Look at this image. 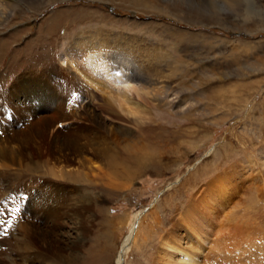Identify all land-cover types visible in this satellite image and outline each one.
I'll list each match as a JSON object with an SVG mask.
<instances>
[{"label": "rangeland", "instance_id": "obj_1", "mask_svg": "<svg viewBox=\"0 0 264 264\" xmlns=\"http://www.w3.org/2000/svg\"><path fill=\"white\" fill-rule=\"evenodd\" d=\"M218 1H183L197 17L131 0L11 1L0 18V208L18 211L0 218L20 219L7 229L18 238L29 204L46 217L37 264H264V24L244 1ZM95 30L165 63L161 108L104 112L106 95L81 71L109 85L116 64L97 53L76 69L62 57Z\"/></svg>", "mask_w": 264, "mask_h": 264}, {"label": "bare ground", "instance_id": "obj_2", "mask_svg": "<svg viewBox=\"0 0 264 264\" xmlns=\"http://www.w3.org/2000/svg\"><path fill=\"white\" fill-rule=\"evenodd\" d=\"M11 1L12 0H0V18L3 17V15H5L6 18L9 17L8 16L9 13H7V12L9 11V8L12 7L11 5L13 4V2H11ZM131 1H132V3H135L136 6H143L142 9L151 8V9H155V10L160 11V12H168L170 10L168 8H171V7L173 8V7H177V6H178V8L181 7V9H184V8L188 9V8H186L187 7V5H186L187 3L185 4V2H183L185 0H131ZM241 1L245 2V6H246L245 11H246V13L248 15V18H252L253 19V16H254V17H256V19H258V22H256V24H261V23L264 24V16H261V14L253 15L254 12L256 11L255 10V6L257 5V1L256 0H241ZM226 2L228 4H230V5H232L233 3L237 2V0H226ZM238 2H240V1H238ZM218 3H219L218 0H210L209 7L210 8H213V7L215 8V7H217ZM237 3H235V4L237 5ZM235 4H233V5H235ZM188 10H189L190 14H192L194 17L195 16L197 17V16L201 15V13L204 11V10L198 8V7L195 8V9L194 8H192V9L190 8ZM172 11H174V9ZM56 14H58V12L55 13V15ZM213 14H215V13H213ZM11 15H12V13H11ZM11 15H10V17H11ZM211 15H212V13H211ZM210 17H209V19H210ZM1 19H0V24L2 22ZM48 21H51V20L48 19ZM95 32H96V30H95ZM95 32H93L92 34H89L88 32H82V34L80 33V35L78 34L79 36L73 42H71V44H69L67 46L68 47L67 50L62 53V55H63L62 57H63L64 62L67 63L66 65L70 64V65L74 66L76 69H80L81 65H85L86 66V63H84V62L87 59L86 60H84V59L87 58V57L90 59L93 56H95L94 54H97V53H100V56H101L100 58H102L104 60L107 59V62L111 61V63H113L114 65L116 64L115 66H117V67H113V68L115 70H117V68H118L120 71L117 72V73H113L112 72L115 75L109 76V80H110L109 85L106 82L103 83V82H100L99 80H96L97 77L94 78V75L91 72H89V70L86 71V69H85V70L81 71V72H83L84 77L88 80L89 84L94 85L96 89H98V88L101 89V90H99V92H103L106 95V97H107L106 99L108 101L107 104H110L111 108L107 109V110L103 109L104 112L107 113L108 115L112 116V117L117 118V119H122L121 114L115 108L116 105H119L120 107H122L123 105H133V104H135L136 107L137 106L138 107L144 106L146 108L147 106L150 105L151 107H153V109L154 108H161L162 100H160V96H159L160 93H161L160 89H161V87H163V86H165L166 84L169 83L166 80L167 78H169L165 74V71L167 70L166 67H164V68L160 67L161 65H163L164 62L158 61L156 59L157 58L156 55H155L156 58H151L150 56H147V55L146 56H143V55L139 56L138 53H135L136 49H135V51H134V49L133 50L131 49L128 52V50L130 48L127 50V48L125 49V47L121 46L120 43H119V45L112 46V44L115 41L113 40L114 41L113 42L111 40H108L106 38L107 36L105 37V35H107V34H105V35L102 34L101 35L100 33H98V32L95 33ZM119 37H121V36H119ZM112 39H114V38H112ZM260 43H262V42H260ZM129 44H130V42H129ZM244 46H245L244 48L246 49V52L249 53V52H252L254 50V46L255 45L252 44V43H248V46L247 45H244ZM147 52H149V51H147ZM158 59H159V57H158ZM128 82L129 83L133 82V84L130 85ZM98 84L100 85L101 88L98 86ZM97 86H98V88H97ZM164 99L166 100V98H164ZM178 102H181V100H179ZM114 104H116V105H114ZM107 108H109V105H108ZM145 108H143V109H145ZM143 109H141V110H143ZM92 113H93L92 118L97 120L99 118L98 117L99 114H97V111L93 110ZM129 113H130V111H129ZM131 115L133 116V114H131ZM34 126H35V129H32V128L31 129L36 131L35 133L39 137L38 139L40 141H41V139H43V143L40 146H45L44 143L46 141L43 138V135H44L43 129H44V127L42 125H41V127H39V124H37V123H35ZM31 129L28 130V131H31ZM150 149L151 148L146 150L147 152H144L147 155V159H149L148 155L151 153V152H149ZM148 152H149V154H148ZM143 155H145V154H143ZM149 157H150V155H149ZM114 163L115 162L108 163L109 167L110 168L113 167L115 169V165L116 164H114ZM120 166L121 165L117 166V168H120ZM111 170H110V172H111ZM121 170L126 171L127 169L125 170V168H124V169H121ZM121 172L118 171V173H121ZM114 175H115V173H114ZM29 206H30V204L28 205V208H27V209H29V211H27L25 213V218L26 219H25V221L23 220V223H28V224L25 225L24 231L18 236V238L14 234V230H17L18 228L17 229H15V228L11 229L12 228L11 227L12 224L10 226H8L7 223L1 225L2 228H0V229H2V230H5L4 228L8 229V227H11V228H9V230L6 232L7 233L6 234L7 238L3 237V236H0V245L7 244L6 248H3L5 246L0 248V264H37V263H39L37 261H45L47 259V253H49V252L46 253V251H43L44 244H46V241H47L46 240V236L47 235H45L46 234V226H44V224H43V220L46 217L40 218V215L36 214L35 210L33 208H31L32 206H30V207ZM5 208H8V207H5ZM5 210H7V209H5ZM27 215H30L33 219H31ZM2 217L0 218V220H4V219H2ZM4 218H11V217L10 216H6V217L4 216ZM11 219H12L11 220L12 222L17 224L19 227H22L23 224H22L21 221L19 222L20 219L17 220V219H14L13 217ZM17 225H15V226H17ZM141 227H142V225L140 226V228L138 230V233H137V235L134 238L133 245L128 249V251H126L124 253H121V255L119 256V260L117 259L119 263H123V261L126 258V256H129L130 253L133 252V250L137 248V246H138V244L140 242V238H141V232H142V228ZM41 231H43L44 234L41 233ZM13 237H15V240L13 239ZM7 241H9V242L7 243ZM55 241L58 243V239H56ZM162 245L164 247H166L167 249L168 248L169 249H174V251L177 250V248L169 246L168 243L165 240H163ZM154 260H155V258L153 259V261ZM69 262L74 264V261H72V260L69 261ZM186 262L195 263V260H194L193 256L191 257V256L187 255ZM116 264H117V262H116Z\"/></svg>", "mask_w": 264, "mask_h": 264}, {"label": "snow or ice", "instance_id": "obj_3", "mask_svg": "<svg viewBox=\"0 0 264 264\" xmlns=\"http://www.w3.org/2000/svg\"><path fill=\"white\" fill-rule=\"evenodd\" d=\"M6 211L8 212L9 215H14V213L18 211V209L5 210L3 208H0V215H3ZM5 223L11 225V220L8 221L0 220V225H3ZM5 231H7V229H5Z\"/></svg>", "mask_w": 264, "mask_h": 264}]
</instances>
